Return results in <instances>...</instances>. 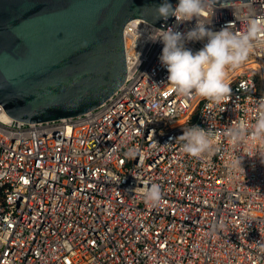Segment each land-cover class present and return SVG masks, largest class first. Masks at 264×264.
Returning <instances> with one entry per match:
<instances>
[{"label": "built area", "instance_id": "1", "mask_svg": "<svg viewBox=\"0 0 264 264\" xmlns=\"http://www.w3.org/2000/svg\"><path fill=\"white\" fill-rule=\"evenodd\" d=\"M253 11L264 19V1L215 5L203 19L242 32ZM196 23L173 17L166 30ZM151 27L127 25L128 78L98 108L25 123L0 104V264H264V144L236 149L225 137L264 101V48L229 73L231 95L217 106L175 93ZM189 126L213 130L221 151L184 154ZM230 153L243 168L229 171ZM153 183L158 207L143 198Z\"/></svg>", "mask_w": 264, "mask_h": 264}, {"label": "water", "instance_id": "2", "mask_svg": "<svg viewBox=\"0 0 264 264\" xmlns=\"http://www.w3.org/2000/svg\"><path fill=\"white\" fill-rule=\"evenodd\" d=\"M264 0H212L217 6ZM176 7L179 0H168ZM163 0H0V104L40 123L80 116L128 78L125 29L155 20Z\"/></svg>", "mask_w": 264, "mask_h": 264}, {"label": "clouds", "instance_id": "3", "mask_svg": "<svg viewBox=\"0 0 264 264\" xmlns=\"http://www.w3.org/2000/svg\"><path fill=\"white\" fill-rule=\"evenodd\" d=\"M151 7L155 9V20L167 21L175 17L178 23L197 21L186 33L154 27L148 33L150 41L164 45L159 59L169 73V84L175 93L184 98L196 96L217 106L226 102L231 95L229 73L242 67L255 49L264 48L261 37L264 19L256 18L253 11L245 21L244 31L234 32L228 25L216 32L207 27L210 23L203 19L206 13L215 9L212 0H179L176 7L163 0L162 4ZM205 40L207 43L195 53L186 47L190 42ZM254 111L256 115L251 123L241 119L226 129L225 137L234 148L254 145L257 141L264 144V101L256 102ZM178 140L182 142L181 151L195 159L203 160L221 151L215 132L199 126L185 127ZM257 155L264 163V154L258 151ZM227 164L230 172L235 171L243 168V158L230 153ZM143 198L147 204L158 207L163 202L160 185L153 183L145 187Z\"/></svg>", "mask_w": 264, "mask_h": 264}, {"label": "bare ground", "instance_id": "4", "mask_svg": "<svg viewBox=\"0 0 264 264\" xmlns=\"http://www.w3.org/2000/svg\"><path fill=\"white\" fill-rule=\"evenodd\" d=\"M235 232H238V229Z\"/></svg>", "mask_w": 264, "mask_h": 264}]
</instances>
